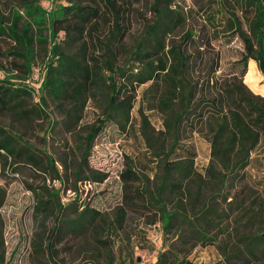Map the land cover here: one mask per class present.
Returning a JSON list of instances; mask_svg holds the SVG:
<instances>
[{
	"label": "trees",
	"instance_id": "trees-1",
	"mask_svg": "<svg viewBox=\"0 0 264 264\" xmlns=\"http://www.w3.org/2000/svg\"><path fill=\"white\" fill-rule=\"evenodd\" d=\"M15 2L8 14L0 8V39L6 42L0 44V104L23 115L48 116L50 98L56 102L58 122L65 131L85 132L72 197L76 210L81 208L63 219L62 229L57 231L56 225L47 235L50 256L55 236L88 229L96 239L109 227H120L129 213H137L149 217V223L159 221L165 234L174 235L149 264H201L187 256L197 245L215 244L218 234L226 233L227 227L219 222L223 211L218 202H226L228 193L223 190L233 178L229 176L249 163L257 146H264V95L254 93L243 80L249 59L258 77L264 76V0H190L189 5L185 0H150L145 5L150 16L130 41L127 12L134 9L115 0H66L67 4L56 6L58 15L35 0ZM29 19L43 21L38 29L44 28L46 34L35 35ZM221 36L225 43L237 36L243 45L240 58L232 63L237 70L230 75L217 72L220 53L214 41ZM35 37L49 43V53L38 74L39 100L26 108L23 101L32 98L34 90L30 75ZM3 60H8V70ZM140 85L137 128L145 151L140 156L126 155L118 173L121 198L109 220L106 213L81 200L83 189L76 181L104 180L107 173L91 168L87 155L108 122L120 131L130 128ZM251 87L264 93V82ZM88 100L99 115L95 122L79 125ZM145 109L159 113L160 127H154ZM194 132L203 133L210 144V161L203 171L194 165ZM39 152L0 126L3 167L7 156L41 170L46 161L59 179L53 157L45 149ZM54 194L58 196V190ZM4 195L0 186V206ZM240 195L238 191L227 202L232 209L227 217L234 214L240 221L246 216L250 221L264 216V203L251 198L246 204ZM57 202L59 220L63 207L58 197ZM38 203L40 209L48 205L42 197ZM235 233V251L228 253L221 247L227 264L264 261V220L252 233ZM96 240L110 252L108 239ZM80 264L93 263L85 259Z\"/></svg>",
	"mask_w": 264,
	"mask_h": 264
},
{
	"label": "rangeland",
	"instance_id": "rangeland-1",
	"mask_svg": "<svg viewBox=\"0 0 264 264\" xmlns=\"http://www.w3.org/2000/svg\"><path fill=\"white\" fill-rule=\"evenodd\" d=\"M47 10H55L58 15L59 9L56 6L67 4L66 0H35ZM150 0H115L123 6L128 5L132 12H127V22L130 30L128 41L136 35L145 19L150 16V12L145 9L146 3ZM16 4L15 0H0V8L8 14L11 5ZM132 4V6H131ZM189 5L190 0H185ZM22 13V10H19ZM28 18L27 16H25ZM23 16V19H25ZM22 21V19H21ZM32 23L31 31L35 35H45L42 22ZM63 35L59 34L58 39ZM34 57L32 62V98H25L23 101L26 108L34 105L38 101L40 89L38 88V74L43 72L46 64V56L49 51V43L34 39ZM219 50L220 59L217 72L230 75L232 70H237L232 65L233 61L240 58L243 45L241 40L235 36L225 43L222 36L214 41ZM0 44L6 42L0 39ZM4 69L10 66L8 60H3ZM3 70H0V78ZM244 82L254 92L264 95L257 87H251L252 83L261 84L264 76L257 75L255 65L251 59L247 62V70L243 76ZM143 89V85L137 88V101L131 111L132 124L127 131H120L114 123L108 122L94 138L90 152L87 155L88 165L107 173L103 181H91L85 184V180H77L76 185L83 189L81 200L89 206L100 209L106 213L108 219L113 218L114 207L121 198V181L118 173L124 166L126 155L140 156L145 151L142 137L138 131L139 115L137 112L138 98ZM46 109L48 116L43 114L23 115L10 109L8 105L0 104V126L5 127L10 132L19 136L22 141L32 145L35 153L39 150L47 152L55 160L60 178H55L52 167L46 161L42 162L41 170L36 166H30L21 158L7 156V164L3 167V160L0 159V186L5 189V195L0 206V264H80L85 259L93 264H149L156 259L157 254L166 247L174 238L172 233L165 234L159 221L147 222L149 217L139 216L137 213H129L124 223L118 227H109L107 231L101 233L96 239H108L110 252L106 250L103 243L95 239V235L90 230L80 234L64 233L61 238L55 236L50 244L52 257L46 246V237L52 228L58 225L59 231L63 219L75 216L81 208L77 207L72 197L75 193L74 170L80 159L83 148L82 134L84 131L67 132L58 122L61 114L56 106V102L47 98ZM151 123L155 128L160 127V115L155 110H146ZM99 115V109L91 100H88L83 110L79 125L95 122ZM46 139V142L43 141ZM192 141L195 146L196 156L194 165L198 171L209 164L210 144L203 133L194 132ZM44 156V155H43ZM46 158L45 156L43 157ZM232 180H228L224 187L227 194L226 202L219 201L218 207L222 209L220 221L227 227L226 233L217 236L215 244L197 245L188 254V258L201 264H227L222 254V249L228 253L235 251L236 230L243 233H252L257 225H261L264 216L255 220L247 221L244 216L240 221L234 218V214L227 217L232 209L227 202L232 195L241 193V198L247 204L249 199H255L258 204L264 203V146H257L250 155L249 163L237 175L231 174ZM35 189V191L33 190ZM58 190V196L55 191ZM42 197L47 199L46 208L40 209L36 206ZM57 197L63 207L59 220L56 219L59 207ZM58 235V234H57ZM237 246V245H236ZM225 248V249H224ZM233 258H231L232 260ZM238 261L237 263H241ZM245 264H264V261H250Z\"/></svg>",
	"mask_w": 264,
	"mask_h": 264
},
{
	"label": "built area",
	"instance_id": "built-area-1",
	"mask_svg": "<svg viewBox=\"0 0 264 264\" xmlns=\"http://www.w3.org/2000/svg\"><path fill=\"white\" fill-rule=\"evenodd\" d=\"M89 184V183H88ZM90 185V184H89Z\"/></svg>",
	"mask_w": 264,
	"mask_h": 264
}]
</instances>
